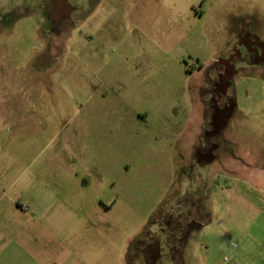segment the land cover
<instances>
[{
  "label": "rangeland",
  "instance_id": "rangeland-1",
  "mask_svg": "<svg viewBox=\"0 0 264 264\" xmlns=\"http://www.w3.org/2000/svg\"><path fill=\"white\" fill-rule=\"evenodd\" d=\"M67 2L55 23L49 0H0V97L16 104L0 109V144L38 173L21 202L48 235L46 264H144L161 210L200 177L216 62L234 51L219 135L236 160L205 181L208 215L181 257L264 264V62L245 54L264 45V0Z\"/></svg>",
  "mask_w": 264,
  "mask_h": 264
},
{
  "label": "flooded vegetation",
  "instance_id": "flooded-vegetation-1",
  "mask_svg": "<svg viewBox=\"0 0 264 264\" xmlns=\"http://www.w3.org/2000/svg\"><path fill=\"white\" fill-rule=\"evenodd\" d=\"M75 11L73 8L70 16ZM246 39L242 40L246 42ZM245 48L246 55L257 57L264 62V45L251 40ZM240 60L242 61V56L234 51L216 62L213 93L209 112L206 114V122L210 130L207 128L201 135V139L197 141L200 148L195 147L196 150L191 158L193 169L198 171L200 177L191 186L189 192L178 197L176 203H172V207L168 206L161 210L156 221L158 230L148 233L146 240L139 245L137 259L139 260L141 256L145 257L144 264H183L181 257L183 249L191 236L204 227L202 221L208 215L203 202L210 198V189L207 188L208 184L205 181L213 175L212 170L215 166L219 169L217 175L231 172L230 163L236 160V155L226 149V138L219 135V131L222 121L227 117L229 119L231 115L233 98L226 95V91L237 73ZM213 182L214 185L218 184V181Z\"/></svg>",
  "mask_w": 264,
  "mask_h": 264
},
{
  "label": "crops",
  "instance_id": "crops-1",
  "mask_svg": "<svg viewBox=\"0 0 264 264\" xmlns=\"http://www.w3.org/2000/svg\"><path fill=\"white\" fill-rule=\"evenodd\" d=\"M232 16L233 19L237 18ZM227 22L230 23V20ZM3 99L0 97V109L16 106H8ZM1 147L0 144V264H46L45 245L48 241L45 240L48 235L37 230L36 217L27 215L21 202L24 173L34 176L28 178L29 183L38 179V173L31 169L28 172V168L24 171L22 155L17 148L7 150L3 148L4 145ZM24 216L27 224H31L28 228L30 231H24Z\"/></svg>",
  "mask_w": 264,
  "mask_h": 264
},
{
  "label": "water",
  "instance_id": "water-1",
  "mask_svg": "<svg viewBox=\"0 0 264 264\" xmlns=\"http://www.w3.org/2000/svg\"><path fill=\"white\" fill-rule=\"evenodd\" d=\"M49 1L51 5V11L49 17L53 22L59 23L62 19H69L73 7L68 4L67 0H49ZM227 119L228 117L222 121L220 127L226 125Z\"/></svg>",
  "mask_w": 264,
  "mask_h": 264
}]
</instances>
